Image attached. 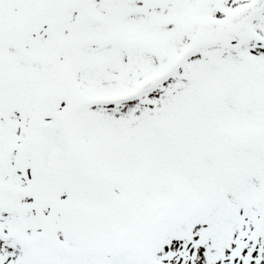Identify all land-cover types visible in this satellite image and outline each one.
Segmentation results:
<instances>
[{
    "label": "snow or ice",
    "instance_id": "snow-or-ice-1",
    "mask_svg": "<svg viewBox=\"0 0 264 264\" xmlns=\"http://www.w3.org/2000/svg\"><path fill=\"white\" fill-rule=\"evenodd\" d=\"M0 264H264V0H0Z\"/></svg>",
    "mask_w": 264,
    "mask_h": 264
}]
</instances>
